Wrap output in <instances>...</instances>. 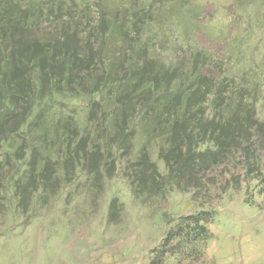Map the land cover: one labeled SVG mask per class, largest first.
I'll use <instances>...</instances> for the list:
<instances>
[{"label":"trees","instance_id":"trees-1","mask_svg":"<svg viewBox=\"0 0 264 264\" xmlns=\"http://www.w3.org/2000/svg\"><path fill=\"white\" fill-rule=\"evenodd\" d=\"M231 1L213 52L189 27L198 0H0V225L115 176L149 206L174 189L264 192V0ZM163 37L176 58L156 56ZM212 220L180 216L149 264L200 262Z\"/></svg>","mask_w":264,"mask_h":264},{"label":"rangeland","instance_id":"rangeland-1","mask_svg":"<svg viewBox=\"0 0 264 264\" xmlns=\"http://www.w3.org/2000/svg\"><path fill=\"white\" fill-rule=\"evenodd\" d=\"M198 1L204 9L199 24H189L196 31L194 41L219 52L235 30L230 24L232 1ZM167 41H158L156 56L176 58L172 41L169 47ZM152 157L156 160L154 152ZM215 171L209 172L210 179L217 176ZM253 184L223 194L218 185L198 195L174 189L153 206L133 200L116 176L103 180L97 198L84 186L69 196L63 190L45 209L34 208L36 215L28 223L19 217L1 223L0 264H149L153 250L178 218L200 210L213 213L204 257L181 264H264V192ZM113 197H118V204L110 218ZM167 262L178 264L172 257Z\"/></svg>","mask_w":264,"mask_h":264}]
</instances>
